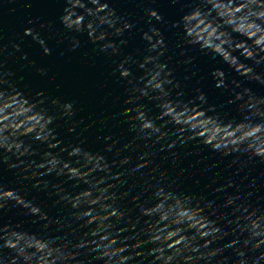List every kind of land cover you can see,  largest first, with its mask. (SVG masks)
<instances>
[{"label": "clouds", "instance_id": "1", "mask_svg": "<svg viewBox=\"0 0 264 264\" xmlns=\"http://www.w3.org/2000/svg\"><path fill=\"white\" fill-rule=\"evenodd\" d=\"M192 3L172 25L183 33L174 48L182 57L195 49L218 58L240 77L230 80L223 69L211 73L215 87L230 94L227 103L238 119L209 105L200 89L184 98L168 63L169 42L153 23L163 17L153 8L145 9L140 58L123 52L137 22L118 15L108 0H64L62 29L39 25L57 44L69 40L72 51L80 46L77 36L86 34L100 52L120 58L113 75L126 82L125 98L113 127H123L97 136L100 151L86 146L91 125L77 131L83 119L75 121L74 101L18 87L7 67L12 53L0 36V165L65 209L50 216L23 190L0 182V264H264V95L246 86L264 87V0ZM24 36L51 55L36 28H26ZM11 48L27 60L20 43ZM181 63L190 65L192 58ZM61 122L75 142L65 143ZM99 124L107 127L108 118ZM188 157H195L191 168L203 165L199 172L210 193L182 188ZM209 159L213 163L204 164ZM165 162L179 173L170 176ZM10 208L39 223V231L4 223Z\"/></svg>", "mask_w": 264, "mask_h": 264}]
</instances>
